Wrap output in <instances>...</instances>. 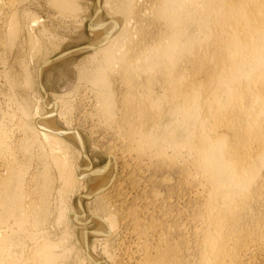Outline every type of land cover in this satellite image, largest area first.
<instances>
[{
  "label": "bare ground",
  "instance_id": "1",
  "mask_svg": "<svg viewBox=\"0 0 264 264\" xmlns=\"http://www.w3.org/2000/svg\"><path fill=\"white\" fill-rule=\"evenodd\" d=\"M22 1L0 0L11 49L39 22ZM80 1L50 0L63 17ZM93 1L89 43L37 68L36 118L24 97L16 132L0 107V264L64 263L43 225L53 193L74 190L79 209L61 204L55 222L78 232L88 264H264V0ZM85 53L50 97L44 73ZM21 65L22 80L5 72L13 89L32 85Z\"/></svg>",
  "mask_w": 264,
  "mask_h": 264
},
{
  "label": "rangeland",
  "instance_id": "2",
  "mask_svg": "<svg viewBox=\"0 0 264 264\" xmlns=\"http://www.w3.org/2000/svg\"><path fill=\"white\" fill-rule=\"evenodd\" d=\"M103 1L105 2V0ZM49 2L50 0H24L22 1L21 4H19L20 10L26 11V12L28 11L31 14L33 13L32 15L36 16L35 18L36 19L38 18L39 22H37V24H35L34 27L31 28L32 30L31 29L29 30L27 28V30L23 32V34L19 37L20 38L18 40L19 43L17 42V45L15 48L11 49L8 45L4 46V44L2 45L0 44V107L3 111L5 110L4 111L5 113L7 112L9 114L10 112L12 113L13 117L14 115L15 117H17L16 120L15 121L12 120L11 121L12 124H10L13 129L17 130L16 132H18V129L16 127H17L18 120H20V117H21L20 108H19L20 105H18V103L20 104L19 101L22 102V99L24 97L25 98L28 97L26 99H28L29 110L30 111L32 110L31 111L32 118H30L32 121L34 120V116L36 118V115L34 114L37 113L36 112L37 108L39 109L38 110L39 112L42 111L41 104L39 101L43 93L41 91L39 82H37V77H36V72H37V68L39 67V65L42 64L43 61L47 59V57L54 58L64 51L82 47L88 44L89 41L93 38L91 34L92 29L90 26V24L92 23L94 19L93 9H92V5L94 2L93 0H81L80 1L81 5H83L81 9L82 12L80 11L78 13H74V15L69 14L68 17H63L61 13L59 12V10L56 9V7L53 4H51V2L50 3ZM0 8L4 10L2 6H0ZM107 13L108 12L106 10L103 12V18L108 19ZM27 24L30 25V21H28ZM44 29L48 30V36L46 34H43ZM34 33L36 35V36L34 35L36 39L40 40V42L42 40V44H44L43 47L45 46L48 49L50 48L49 50L47 49L48 52L45 51L46 49L44 47L42 48V52L40 54H34L33 50L31 49L32 44L30 43L31 44L30 45L28 43L29 41L28 35L30 34L33 35ZM51 35L52 37H49ZM28 53L30 54L32 58L29 56ZM87 56H88V53H85L83 55H78L75 57H70L69 59H66L65 61H61L55 64L53 67H51L44 73L43 85L45 89L47 90L48 94L50 95V97H53V95L55 94L61 95V94H65L66 91L68 92L70 87H67V86L71 85L72 87L73 83L76 82L77 65L79 66V64L84 62ZM21 61L23 63L27 62V65L29 64L28 69L30 70V73H32L33 81H32L31 87L26 88L23 86L20 87L19 85V87L16 86V89L14 88L15 89L14 90L13 87L11 88L10 84L8 85V83L10 82L8 76H13L12 74H14L16 77L22 80L23 65L21 64L23 63ZM5 72L7 73L8 76H6ZM12 92L14 94H16L17 92V95H15L16 96L15 99L13 98L15 96L12 97V95H14ZM61 124L67 127L66 123L62 121H61ZM82 133L84 134L86 138L88 137L84 131H82ZM87 142H88L89 154L91 156V159L94 165L104 164L106 161V157L102 153L94 149V147H92L91 141L90 142L87 141ZM36 148H37L36 146L33 147L34 150H37ZM70 152L71 153L74 152L73 154L75 155L76 162L78 161L80 163L84 162L83 159L78 156L77 150L70 148ZM34 162H35L34 164L37 165L38 160L35 159ZM81 191L83 192L84 190H81ZM66 192H65L66 195L63 193L64 196H66L65 199L62 198L63 202L66 200L64 202L66 204L61 202L57 191L53 193L52 195L53 197L51 198L53 214L50 218L51 220L47 221L45 225H43L44 226L43 228L45 229V232L49 234L47 236L51 241H54L55 243H58V244L63 241L64 243L63 242L62 243L66 245L62 247L64 249L62 248L59 249L60 251L67 250L66 251L67 256L69 257L66 260H64V263L61 262L62 264H86L87 261L84 259L82 252L80 251L81 247L79 245L80 243L78 239V235H79L78 232L77 231L75 232V230H73L72 227H71L72 229H70L66 223L57 225V222H55L56 221L55 212H57V208L61 204L65 206L66 208L68 207L69 209L70 208L79 209L78 207L79 190H74L73 192L69 191L67 193ZM64 196L62 195V197ZM88 202H91V201L90 200L84 201V208H85L86 214H90V211L93 210L94 208V205H92V203L90 205L88 204ZM65 232L66 234L68 233L69 235L68 234L66 235ZM71 250H74V251H72L70 254Z\"/></svg>",
  "mask_w": 264,
  "mask_h": 264
}]
</instances>
